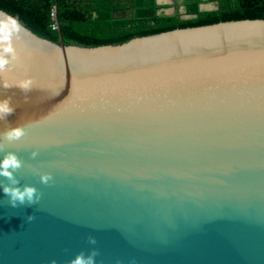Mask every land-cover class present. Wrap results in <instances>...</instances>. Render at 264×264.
I'll return each mask as SVG.
<instances>
[{
  "label": "water",
  "instance_id": "water-1",
  "mask_svg": "<svg viewBox=\"0 0 264 264\" xmlns=\"http://www.w3.org/2000/svg\"><path fill=\"white\" fill-rule=\"evenodd\" d=\"M8 32L0 132L25 128L7 150L43 197L12 208L0 188V264H264V20L82 47L0 10Z\"/></svg>",
  "mask_w": 264,
  "mask_h": 264
},
{
  "label": "trees",
  "instance_id": "trees-1",
  "mask_svg": "<svg viewBox=\"0 0 264 264\" xmlns=\"http://www.w3.org/2000/svg\"><path fill=\"white\" fill-rule=\"evenodd\" d=\"M217 10L201 12V5ZM196 16L184 20L180 12ZM175 12L159 13L167 5L157 0H0V10L15 18L40 38L66 45L96 47L119 45L136 37L167 31L245 20H264V0H174ZM56 9L58 29L51 28Z\"/></svg>",
  "mask_w": 264,
  "mask_h": 264
},
{
  "label": "clouds",
  "instance_id": "clouds-1",
  "mask_svg": "<svg viewBox=\"0 0 264 264\" xmlns=\"http://www.w3.org/2000/svg\"><path fill=\"white\" fill-rule=\"evenodd\" d=\"M13 27L18 31L19 25L13 21ZM11 33H5L0 37V41H8ZM12 51L11 45L3 48L4 53H10ZM8 60L0 56V71H2L8 64ZM22 92L27 94L32 90L31 81H21L17 85ZM5 88L11 87V85L4 84ZM15 107L12 105L11 99H0V121L6 120L8 117L15 114ZM26 136V131L23 126L10 127L7 130L0 132V154H3V158L0 159V178H3L7 183L0 182V188H2L3 194L8 197V202L12 208L19 207H32L40 203L43 193L30 185L21 186L20 180L17 178V173L24 167V161L13 151H8L9 145L23 142ZM38 153L33 152L32 156L35 158ZM53 180L51 174L40 175V182L47 185ZM28 221L31 222L36 219L34 215L28 216ZM88 242L91 245H96L97 240L95 237H89ZM97 256H99L98 250L93 248L88 252L81 251L75 255L74 258L68 261V264H97ZM52 264H56V261H52Z\"/></svg>",
  "mask_w": 264,
  "mask_h": 264
},
{
  "label": "built area",
  "instance_id": "built-area-1",
  "mask_svg": "<svg viewBox=\"0 0 264 264\" xmlns=\"http://www.w3.org/2000/svg\"><path fill=\"white\" fill-rule=\"evenodd\" d=\"M50 17L52 20L51 28L53 30H57L58 29V23H57V19H56V9L55 8H53L51 10Z\"/></svg>",
  "mask_w": 264,
  "mask_h": 264
},
{
  "label": "flooded vegetation",
  "instance_id": "flooded-vegetation-1",
  "mask_svg": "<svg viewBox=\"0 0 264 264\" xmlns=\"http://www.w3.org/2000/svg\"><path fill=\"white\" fill-rule=\"evenodd\" d=\"M181 1V0H180ZM173 3H174V0H173ZM157 4H158V2H157ZM158 5H165V4H158ZM213 6H214V10H217V5L216 4H213ZM174 8V7H173ZM181 9L182 10H184L183 12L181 11ZM166 9H160L159 10V13H165L166 14ZM174 12H175V10H174ZM180 12L182 13V15H183V17L185 16V8L182 6L181 8H180Z\"/></svg>",
  "mask_w": 264,
  "mask_h": 264
},
{
  "label": "rangeland",
  "instance_id": "rangeland-1",
  "mask_svg": "<svg viewBox=\"0 0 264 264\" xmlns=\"http://www.w3.org/2000/svg\"><path fill=\"white\" fill-rule=\"evenodd\" d=\"M163 4L169 6V8H167V9H174V8L172 7V6H173V0H170L168 3H163Z\"/></svg>",
  "mask_w": 264,
  "mask_h": 264
}]
</instances>
